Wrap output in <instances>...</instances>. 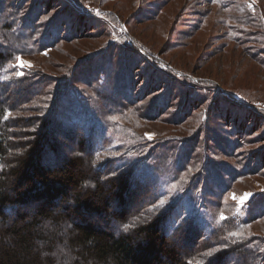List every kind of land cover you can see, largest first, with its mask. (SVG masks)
Returning a JSON list of instances; mask_svg holds the SVG:
<instances>
[{
	"label": "rangeland",
	"instance_id": "374dc122",
	"mask_svg": "<svg viewBox=\"0 0 264 264\" xmlns=\"http://www.w3.org/2000/svg\"><path fill=\"white\" fill-rule=\"evenodd\" d=\"M78 1L0 0V51L11 56L0 77L54 89L65 80L59 98L79 111L77 134L100 128V147L114 135L123 148L114 162L134 155L136 173L156 180L130 187L123 208L162 190L169 225L188 212L202 234L227 229L222 264H264V37L249 24L264 0ZM32 98L20 96L25 109L13 116L35 114ZM176 175L190 196L180 197ZM254 239L257 263L232 250Z\"/></svg>",
	"mask_w": 264,
	"mask_h": 264
},
{
	"label": "trees",
	"instance_id": "16d2710c",
	"mask_svg": "<svg viewBox=\"0 0 264 264\" xmlns=\"http://www.w3.org/2000/svg\"><path fill=\"white\" fill-rule=\"evenodd\" d=\"M76 5L81 6L78 0ZM14 19L15 14L7 12L4 21L10 24ZM30 21L32 16L21 25L29 27ZM249 24L264 37L263 15ZM21 43L25 46L28 41ZM10 57L0 51V68ZM31 81L26 75L0 77V264L223 263L227 256L225 248H219L224 243L219 244L218 233L227 229L202 234L188 212L169 225L174 205H161L167 193L155 188L146 190L143 201L130 209V187L155 186L156 180L136 173L134 155L114 162L112 155L123 149L111 143L110 138L120 140L114 135L106 133L102 141L108 146L100 147L101 139L93 145L100 128L97 135L90 134L93 139L77 134L73 123L81 121L79 111L63 110L59 98L64 79L56 89L48 83L35 88ZM23 94L33 95L36 112L13 116L25 109L18 100ZM63 140L70 142L65 145ZM177 176L173 182L182 186ZM181 188L180 197L192 194L187 186ZM146 193H150L147 199ZM126 204L130 207L123 208ZM93 214L101 221L92 220ZM253 241L249 246L245 240L232 250L256 262L259 256L254 257V250L259 244Z\"/></svg>",
	"mask_w": 264,
	"mask_h": 264
},
{
	"label": "snow or ice",
	"instance_id": "6c2138e0",
	"mask_svg": "<svg viewBox=\"0 0 264 264\" xmlns=\"http://www.w3.org/2000/svg\"><path fill=\"white\" fill-rule=\"evenodd\" d=\"M45 19H47V17H45ZM165 202L163 200L160 201V204L163 205ZM223 219V217H222Z\"/></svg>",
	"mask_w": 264,
	"mask_h": 264
}]
</instances>
